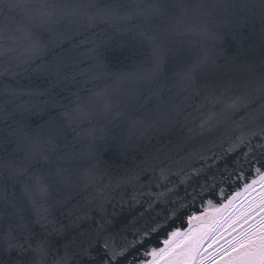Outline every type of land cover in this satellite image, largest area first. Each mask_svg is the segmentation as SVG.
Here are the masks:
<instances>
[{
  "label": "snow or ice",
  "instance_id": "obj_1",
  "mask_svg": "<svg viewBox=\"0 0 264 264\" xmlns=\"http://www.w3.org/2000/svg\"><path fill=\"white\" fill-rule=\"evenodd\" d=\"M197 257L264 264V0H0V264Z\"/></svg>",
  "mask_w": 264,
  "mask_h": 264
},
{
  "label": "water",
  "instance_id": "obj_2",
  "mask_svg": "<svg viewBox=\"0 0 264 264\" xmlns=\"http://www.w3.org/2000/svg\"><path fill=\"white\" fill-rule=\"evenodd\" d=\"M83 68V70L85 72L88 71V68L84 65L81 66ZM116 70H121V71H129L131 70V63L129 61H125V63L123 65H120V64H117V66L115 68H113V71H116ZM101 87H103L104 85L103 84H100ZM134 85L130 84V83H124L122 85H120L119 87L120 88H123V89H127V88H130V87H133ZM226 130V129H225ZM217 135H223V132H218V133H213L211 134V139L212 140H215L216 139V136ZM217 143H219V141H217ZM211 146V145H210ZM214 150H219V149H214ZM225 187L227 188V186L225 185ZM238 189L236 188V186L233 184L231 188H228L227 191H226V195L227 196H231L235 191H237ZM126 191H128L129 193L131 192V189H126ZM247 194L249 193H243L240 197H238L235 201H234V204L239 201L240 199H242L244 196H246ZM117 199H119V197H117ZM127 199V197H126ZM146 199V198H145ZM205 207V205L203 204H200L199 201H197L196 205H194L192 208L189 209V214H191V211L195 210L196 208H199L201 210H203V208ZM111 210V209H110ZM115 211L118 213V216H117V219H119L121 216H127L128 215V210H127V206H125V210L123 211V213L120 212V209L117 208L115 209ZM159 211V209H158ZM228 211V210H227ZM230 212V211H229ZM229 212H224L223 213V216L225 217ZM199 214V213H198ZM215 218L217 217V219H220L219 215L217 214H214ZM186 217L184 218V222L182 224L181 220L180 219H176L175 220V227L176 228H181L182 231H185L187 230L188 228V225L186 223ZM213 219V217H209L207 218L206 220L204 221H200V222H196L194 221L193 224L199 228H201L203 225H205L206 223H208L209 221H211ZM212 225V226H211ZM210 228L209 226L208 227H203L201 229H203L205 232L208 233L209 236H211L216 228L218 227L217 224L215 222H211L210 223ZM216 226V227H215ZM121 227H123V225H121ZM134 231V230H133ZM127 234V233H126ZM165 238V236L163 234L159 235V236H153L151 238V242H150V245L149 247L151 246H159V247H164L163 244H160L159 241L163 240ZM128 239L131 241L133 239V235L131 234H128ZM180 238H178L179 240ZM208 239H205L204 243L207 241ZM144 249L141 248L140 249V253H137V255L139 256L141 253H143Z\"/></svg>",
  "mask_w": 264,
  "mask_h": 264
},
{
  "label": "rangeland",
  "instance_id": "obj_3",
  "mask_svg": "<svg viewBox=\"0 0 264 264\" xmlns=\"http://www.w3.org/2000/svg\"><path fill=\"white\" fill-rule=\"evenodd\" d=\"M257 196H259V190L257 189L256 191H254V192H251V193H249V194H247L246 196H244L243 198H242V200L240 201H237L235 204H233V206L234 205H236L234 208H233V210H231L225 217H227V216H229V215H231L233 212H235V211H239V210H242L243 208H246L247 207V205L250 203V202H252L253 201V199L255 198V197H257ZM232 206V207H233ZM232 207H230V208H232ZM226 212H228L227 210L225 211V213ZM218 217V216H217ZM217 217L215 218V219H217ZM220 217V216H219ZM213 223L214 222V219H212L211 221H209L208 223H206L205 225H203L201 228H203V227H208L209 226V228L212 226H210V223ZM222 222V221H221ZM217 228L216 229H218L219 228V225L217 224ZM216 227V226H215ZM200 228V229H201ZM202 231H204L203 229H201ZM216 231V230H215ZM223 236L225 237V238H227L228 237V233L227 232H224L223 233ZM208 243H209V240H207L205 243H204V247H207V245H208ZM220 243L221 244H223L224 243V240L222 239V240H220ZM214 249H212V248H210V249H208V251L209 252H212ZM206 255V254H205ZM221 259H223V257L221 258ZM196 264H201V261H200V259H199V257H197V262H196ZM203 264H212V261L211 260H209V259H205L204 261H203Z\"/></svg>",
  "mask_w": 264,
  "mask_h": 264
},
{
  "label": "bare ground",
  "instance_id": "obj_4",
  "mask_svg": "<svg viewBox=\"0 0 264 264\" xmlns=\"http://www.w3.org/2000/svg\"><path fill=\"white\" fill-rule=\"evenodd\" d=\"M241 200H242V199H240V201H241ZM235 206H236V205H234L232 208H229V209H228V212L231 211V210H233V208H234Z\"/></svg>",
  "mask_w": 264,
  "mask_h": 264
}]
</instances>
